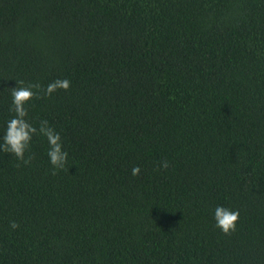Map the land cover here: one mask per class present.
<instances>
[{
    "label": "trees",
    "instance_id": "16d2710c",
    "mask_svg": "<svg viewBox=\"0 0 264 264\" xmlns=\"http://www.w3.org/2000/svg\"><path fill=\"white\" fill-rule=\"evenodd\" d=\"M15 80L68 163L0 153V264H264V0H0V134Z\"/></svg>",
    "mask_w": 264,
    "mask_h": 264
},
{
    "label": "clouds",
    "instance_id": "9594fccd",
    "mask_svg": "<svg viewBox=\"0 0 264 264\" xmlns=\"http://www.w3.org/2000/svg\"><path fill=\"white\" fill-rule=\"evenodd\" d=\"M15 87L11 89V107L13 112L4 123L2 134H0V153H8L24 165H29L32 157H26L25 153L30 149L33 137L39 135L47 141L48 162L51 165V172L55 175L58 171L64 170L68 163V152L63 148L61 135L49 123L47 119H39L38 124L31 122L29 117V102L33 97H39L40 85L35 83H25L23 80H15ZM70 81L67 78H56L50 81L43 89L44 96H51L58 90L67 91ZM160 168H168L167 160L163 161ZM140 166L131 168L132 176L140 173ZM240 218L238 208L227 207L217 204L212 209V219L214 227L220 233L227 236L237 230ZM9 229L14 231L20 227L16 220L9 221Z\"/></svg>",
    "mask_w": 264,
    "mask_h": 264
}]
</instances>
